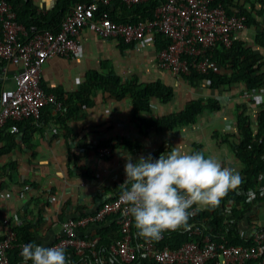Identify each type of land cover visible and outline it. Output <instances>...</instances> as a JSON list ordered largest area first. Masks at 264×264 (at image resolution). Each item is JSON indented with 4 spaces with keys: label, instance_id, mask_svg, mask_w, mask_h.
Instances as JSON below:
<instances>
[{
    "label": "crops",
    "instance_id": "1",
    "mask_svg": "<svg viewBox=\"0 0 264 264\" xmlns=\"http://www.w3.org/2000/svg\"><path fill=\"white\" fill-rule=\"evenodd\" d=\"M57 1L33 0L42 12L52 9ZM154 36L148 33L127 46L120 38H106L84 29L80 35L83 53L76 58H48L43 66V84L47 89L60 88L71 93L80 89L93 69L104 67V71H114L123 80L137 73L142 82L158 80L175 88L171 102L154 101L153 115L179 111L191 99L230 97V102L222 103L221 111L207 110L196 125L171 133L170 144L185 153H192L195 146L200 145L205 155L217 158L223 166L236 169L242 175L243 166L229 142L233 139L226 140L222 134L235 131L232 102L249 99L251 93L242 88L231 91L225 88L214 94L204 82L193 87L183 76L160 68ZM19 70L20 64L0 58V92L16 86L15 76ZM93 99V107L75 116L67 115L75 134L72 138L65 137L56 124L59 114L64 112L56 104L45 106L40 120L30 118L19 122L18 131L7 126L1 132L0 151L4 153L0 154V238L7 231L6 219L13 227L40 220L34 243L47 247L62 235L60 215L63 211L65 218H69L96 210L111 196V188L125 181L128 154L135 162L141 155H154L160 148L166 133L144 128L133 118L130 96L119 100L99 90ZM122 139L139 142L140 150L125 147L104 155L100 147L92 148L101 142L118 143ZM263 223L264 202H261L245 215L240 231L244 237L253 238L257 225Z\"/></svg>",
    "mask_w": 264,
    "mask_h": 264
},
{
    "label": "trees",
    "instance_id": "2",
    "mask_svg": "<svg viewBox=\"0 0 264 264\" xmlns=\"http://www.w3.org/2000/svg\"><path fill=\"white\" fill-rule=\"evenodd\" d=\"M5 1L12 4L17 12L19 22L27 26L36 25L41 31L51 30L56 34L63 28L64 19L73 5L82 0H58L55 6L46 12L38 11L33 0ZM165 1L145 0L128 5L122 0H114L110 4H100L96 15L106 13L115 23L119 24L146 22L154 18L156 9ZM213 5H222L229 15L244 16L247 28L236 33L230 47L218 43L215 46L204 48V52L197 56V61H207L206 72H200L196 67H191V72L180 75L193 87L200 86L202 82L206 83L210 92H214V94L225 88L228 91H231L232 88H242L247 93H257L264 89V0H213ZM154 35L159 52L170 44V40L163 33L154 32ZM79 39L81 40L80 36ZM122 41L127 46L136 43L135 41L126 43L123 39ZM139 77V74L135 73L128 80H123L116 72L111 70L106 72L103 67L101 70H90L80 89L71 93L64 92L60 88L47 89L43 80L41 85L47 93L54 94L56 97L55 102L50 104L61 102V110L64 112L59 114L56 124L67 138L75 136L68 123L67 115L75 116L81 110L93 107L95 104L93 98L97 91L108 92L119 100L130 96L133 118L144 128H152L157 132L166 133L162 145L152 155L155 159H158L160 154L173 149L170 144L171 133L196 125L198 119L207 110L221 111L223 108L219 98H208L207 100L196 98L189 100L186 106L179 111L153 115L154 101L162 104L171 102L176 94L175 88L158 80L142 82ZM232 108L236 114L235 131L229 134L224 132L222 138L233 139L229 142L233 145L236 157L243 166L241 185L234 190H229L216 207L199 209L194 205L189 210L196 209L195 214L190 217L189 225H199L200 232L198 234L188 228H180L175 231L165 230L161 239L154 240L157 246L178 249L189 241L201 242L204 236H209L212 241L225 246L255 244L253 238L242 235L240 224L245 215L251 212L257 203L264 202V93H262L260 103L252 98L240 99L232 102ZM217 134L219 135V133ZM103 146H110L113 150L125 147L130 150H140L141 144L139 142L130 143L126 139H122L118 143L101 142L92 148ZM84 147L85 149L89 148L88 146ZM196 151H202L200 145L195 146L193 152ZM1 153H4V150H1ZM86 174L91 176L89 172ZM123 182L111 188L112 194L104 202L121 194L122 190L119 186ZM229 204H232V209L230 216H227L225 210ZM94 212L95 210L84 211L74 218ZM65 216L63 211L60 215L61 223L67 219ZM39 224L40 220L27 221L13 227L17 239L14 247L8 252L11 264H24L20 255L21 245L34 243L35 231ZM261 225H257V228ZM135 230L138 233L136 226ZM78 235L87 239L98 236L97 248L103 257L108 258L110 246L120 236V232L116 218L109 217L103 222L92 223L86 228L79 229ZM59 239L60 237L47 247L53 246ZM64 249L70 264H81V256L72 246ZM28 264H32V262L28 261ZM208 264H213V262ZM243 264L262 263L260 260H249Z\"/></svg>",
    "mask_w": 264,
    "mask_h": 264
},
{
    "label": "built area",
    "instance_id": "3",
    "mask_svg": "<svg viewBox=\"0 0 264 264\" xmlns=\"http://www.w3.org/2000/svg\"><path fill=\"white\" fill-rule=\"evenodd\" d=\"M112 1L76 2L64 19L63 28L55 34L51 30L41 31L36 25L27 26L19 22L12 4L0 0V58L20 64L15 76L16 86L0 92V133L7 126L18 131L19 122L39 119L42 109L55 102V95L47 93L41 85L43 66L48 58L54 56H80L83 45L79 36L84 29L106 38H122L126 43L141 40L148 33L161 32L170 44L159 52L158 64L160 68L180 75L191 72V67L206 72L207 61H197L204 48L218 43L230 47L236 33L247 28L244 16L229 15L222 5L214 6L213 0H166L156 9L154 18L146 22L119 24L106 13L96 15L100 4ZM122 1L132 5L145 0ZM262 93L264 89L249 98L260 103ZM230 99L225 96L219 98L221 103L230 102ZM56 105L61 108V102H56ZM99 150L109 155L112 147L103 146ZM120 196L104 202L92 214L64 220L61 223L62 235L53 246H72L81 256V264H243L249 260H260L264 264V223L256 229L253 236L255 244L251 246H225L204 236L201 242L189 241L178 249L161 247L154 240L137 236L134 218ZM231 209L232 204L227 205V216H230ZM195 211L193 209L191 213L195 214ZM109 217L116 218L120 236L111 244L110 256L105 258L97 248L99 237L82 238L78 231ZM5 223L7 231L0 241V264H11L8 252L14 247L17 235L12 222L6 219ZM188 229L196 234L200 232L197 224L190 225Z\"/></svg>",
    "mask_w": 264,
    "mask_h": 264
},
{
    "label": "clouds",
    "instance_id": "4",
    "mask_svg": "<svg viewBox=\"0 0 264 264\" xmlns=\"http://www.w3.org/2000/svg\"><path fill=\"white\" fill-rule=\"evenodd\" d=\"M125 159L120 199L128 205L138 236L146 240H159L165 230L187 229L194 205L216 207L242 183L239 171L202 151L185 153L173 148L158 159L151 154L135 162L130 154ZM20 255L24 264H70L60 245L28 243Z\"/></svg>",
    "mask_w": 264,
    "mask_h": 264
}]
</instances>
